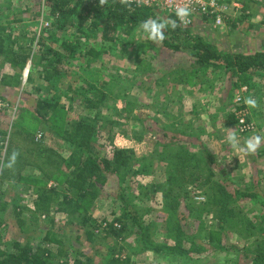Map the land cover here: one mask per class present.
<instances>
[{"label":"rangeland","instance_id":"1","mask_svg":"<svg viewBox=\"0 0 264 264\" xmlns=\"http://www.w3.org/2000/svg\"><path fill=\"white\" fill-rule=\"evenodd\" d=\"M247 3L249 4L247 8L224 18L220 28L215 29L211 26L214 32L210 36L211 41H218L219 45L222 44L221 40L231 43L233 36L244 32V39L237 41L238 47L239 42L247 45L251 42L253 49L262 46L264 50V0H250ZM154 14L157 18H164L159 10ZM96 21L101 27L95 31L90 30L88 22L84 23L77 19H73L72 27L58 31L52 26L53 19L49 16L43 0H0V40L4 45H9L13 52L23 50L30 54L24 68L12 69L4 64L0 69V131L7 133L6 138L0 141L2 167L5 165L4 161L8 162L7 152L10 157L14 151L18 153L14 165L6 173L9 178L0 177V217L5 227L4 243L13 239L29 242L35 247L41 244L45 233L51 231L55 239L60 240V245L46 243L44 246L52 250L53 254L61 251L59 264L63 262L72 264L74 260L105 264L108 255L113 253L114 257L128 259L127 264H251L253 259L251 250H255L253 242L263 236L259 235L263 210L258 211L256 216L253 215L260 208L261 202H264V142L255 154L244 155L227 144L228 128L226 131L214 132L216 141L211 145L201 144L200 149L187 146L190 153L196 154L198 165L188 171L192 172L191 180L196 182L188 186L190 198L181 200L177 211L180 218L178 229L182 236H178L174 228L172 237L166 239L163 232L164 226H167L166 219H156L151 212L141 218L143 225L150 223L155 225L149 232L150 242L141 239L131 216L124 220L127 222V233L122 235V240H117L109 234L104 236L99 230V232L95 230L94 236L88 238L91 222L113 223L127 212L123 209V201L119 196L127 199L129 206L135 207L141 215L142 210L150 207L158 210L162 202L160 194H157L150 203L143 204L134 196L140 191H145L135 184L137 180L146 185L163 183L166 180V175L162 172L163 169L160 170L159 165L154 167V174L149 177L141 173L140 177L122 178L120 181V178L113 176L106 184L98 185V197L87 212L81 210L74 216H67L55 213L52 206L47 216L34 213L33 203L37 198V190L41 187L63 190L65 185L61 172L68 174L72 170V167L68 168L60 159L67 160L72 151L70 144L62 137L63 131L69 130L70 126L82 117L90 116L92 119L94 116V113L87 115L77 100L72 101L73 91L80 87L85 89L86 83L103 86L101 90L106 96L105 103L100 108L98 130L92 142L100 157H110L114 147L132 149L137 163L144 165L145 159L149 160L147 158L156 161L157 152L162 150L157 145V136L161 132L158 122L164 120L163 116L147 110L146 107L152 104V108H155L157 104L158 84L154 85V82L158 81L164 85V82L171 80V75L168 78L161 76L170 74L172 70L177 71L178 67L183 68L188 64L187 58L184 54L164 50L161 43H153L147 39L146 34L139 31L131 37L122 36L121 40L118 34L114 35V38L119 39L116 43L104 41L101 36L104 19L100 17ZM78 26L80 29L77 30ZM194 29L196 27L193 26L191 31ZM76 41L81 50L70 56L64 50V44L73 45ZM45 48L58 50L63 57L57 67L61 71V77H57L55 83L51 85L44 82L41 64H47V61L54 60V57L46 55V61L41 63L39 59ZM88 50L100 53L99 57L91 60ZM1 60L2 56L0 62ZM165 62L171 66L164 71L162 69ZM146 63L150 65L149 70L144 68ZM3 75L11 78L8 86L1 84ZM255 77L253 85L251 82L246 84L245 80L235 79L237 77L230 79L229 74L223 72L208 71L206 75L199 73L193 84L195 89L201 92L208 90L209 82L213 85L214 89L211 90H214L216 102L214 107L226 110L225 113L216 114V117L219 116L218 123L222 119L223 124L228 118L235 119L234 100L241 89V84H246L250 88V95L248 93L245 98L251 96L257 102L262 99L264 73ZM162 85H159L161 90ZM219 89L225 92V97H221L223 107H220L219 95H216ZM197 95L200 98L202 94ZM52 98L65 112L58 110L59 113L53 115L50 109L45 115L43 112L38 113L37 102L41 99L49 101ZM257 104L258 109L249 108L244 103L251 121L255 124L253 132L242 134L237 124L233 122L231 124L233 127L229 128L236 131L241 144L254 134L264 137V109ZM260 109H263L262 113ZM104 121L107 124H104ZM189 123L196 135L198 132L206 131L205 124H199L194 120ZM40 133L41 138L36 140V135ZM207 179L210 182L204 185ZM219 186L226 187V196L229 198L223 203L220 199L211 203L210 199ZM246 188L249 189L248 192L257 193L259 199L251 204L241 199L235 200L234 191H245ZM220 202L225 209L230 210L228 215L224 213V207H221ZM187 203H190L193 212L186 207ZM181 214L183 217H180ZM87 216L89 221L87 226H83L81 220ZM195 217L199 218L203 229H198ZM220 219L226 223L222 236L223 247L212 249L206 243V237H203L204 232L199 235L197 233L205 229H216ZM176 240L180 243L177 244ZM157 243H166L172 247L170 252L172 254L154 252L153 247ZM196 246L201 247L202 252L197 253L194 250ZM53 264H56V261Z\"/></svg>","mask_w":264,"mask_h":264},{"label":"trees","instance_id":"2","mask_svg":"<svg viewBox=\"0 0 264 264\" xmlns=\"http://www.w3.org/2000/svg\"><path fill=\"white\" fill-rule=\"evenodd\" d=\"M239 1L243 4L242 9L249 6L247 2L250 0ZM43 4L46 5L49 16L53 19L52 26L58 31H63L68 27H72L74 25L73 19H77L84 23L88 22L90 30L95 31L101 27L96 19L102 17L104 19V24L101 28V36L104 41H113V43L119 41L118 38L121 40L122 36H133L136 31L143 33L139 29V25L142 21L147 19H161L155 16V10L152 8H136L131 5L126 6L121 4L118 0H108V3L104 6L99 5V0H43ZM159 11L162 17H164L163 19L177 20L175 15L169 14L163 9ZM177 23L179 24L178 20ZM191 28L192 27L182 28L180 26L172 30L169 25L165 31L166 38L161 43V47L164 50L184 54L187 58L188 64H185L183 68L180 65L181 69L178 67L179 70L177 69V71L173 70L171 72V74H176L178 76L176 78H179L180 84L185 83V85L194 86L195 88L193 84L194 78L197 77L199 73L206 75L208 71L212 73L224 72L229 74L230 77H237V80H245L246 84L250 82L252 76L262 72L264 73V51L232 53L223 49L218 42L216 43L201 35L195 34L193 30L191 31ZM78 29H80V26H78L77 30ZM117 34L119 37L114 38V35ZM63 48L70 56H74L78 50L79 52L81 50L78 41L74 42L73 45L64 44ZM87 53L91 60L97 59L100 55V53L94 50H88ZM42 54L43 55L39 58L40 63L41 61H46V55L47 57H54V60L47 61V64H41L44 82L51 85L55 83L57 77H61V71L58 70L57 67L61 64L63 57L58 50H52L50 48H45ZM0 56H2L0 69L4 64L9 65L12 69H16L17 67L22 69L30 58V54H26L23 50L13 52L12 48L9 47V45H4L1 40ZM144 68L149 70V63H146ZM161 77H163V75ZM176 78H174L173 81H176ZM10 80V77L3 75L1 84L8 86ZM183 80L184 82H182ZM154 83V85L159 84L158 81ZM174 83L172 82L173 85ZM101 88L103 89V86H97L96 83H86L85 89L80 87L73 91L74 97L72 101L74 102L77 100L87 112V115L94 113V116L92 119L90 116H86V118L82 117L74 122L69 130L63 131L62 137L70 144L72 151H70V157L67 160L64 158L60 159L68 168L72 167V170L68 174L61 172L65 185L63 190L46 187H41L37 190V198L33 203L34 213L47 216L52 206L55 208V213H63L67 216H74L81 210L87 212L92 202L98 197V185L102 186L106 184L108 179H113V176L118 179L120 178V181H122V178L129 179L135 176L140 177L141 173L148 177L152 176L154 174V167H157L160 160H163L165 157V159L168 160L167 168L169 167V169L166 172V180L163 183H148L146 185L141 184V180H137L135 183L137 186H141L139 188L145 190L144 192L140 191L141 194L138 193L139 197L138 195L134 196L137 197L136 199L139 200L140 204L150 203L157 194L161 195L162 202L158 210L157 208L155 209L149 206L150 208L145 209V211L142 210L143 212L141 215L135 207L131 208L129 206L127 199L119 196L121 201H123V209L127 211L120 218L115 219L120 225V228H114L111 223L108 225V229L99 232V226L91 222L88 238L90 239L93 237L94 231L97 230V232L102 233L104 236L109 234L117 240H122V235L127 233V222L124 220L127 219L128 216H131V221L137 228V232L141 235V239L150 242L151 240H149L148 237L149 232L155 225L150 223L145 226L142 224L141 218L151 212L154 213V218L156 219H166L167 226H164L163 229L166 239L172 237L174 228L177 235L182 236L183 234L178 229V221L180 218H178L177 211L181 204V200H188L190 198L188 186L194 185L196 182V180H191L192 172H188L198 165L196 154L190 153L187 145L182 144L175 147L173 156L169 146H164V144L157 142L159 148L162 149L160 152H157V160L153 161L147 158V160L149 159L150 161H146L145 159L144 163L146 164L143 163L144 165L137 163L135 152L132 149L114 147L110 157H100L93 147L92 142L98 130L97 119L100 116V108L104 105L106 100V96ZM37 106L38 113L43 112V115L50 109H52L53 115L58 114V110L65 112L63 107L60 106L54 98L49 101L41 99L37 102ZM157 115L167 116L165 113H157ZM248 121H251L250 117H248ZM231 122L236 123V120L232 118ZM104 124H107L106 121H104ZM102 128L105 129L104 127ZM6 136V132L0 131V141H3ZM31 143H33L32 140ZM7 155L9 159L10 154H8V152ZM1 158L0 152V177L7 179L9 175L6 173L9 167H6V161H4L5 165L2 167ZM40 170L42 169L40 168ZM209 182L210 180L207 179L203 184L206 185V183L208 184ZM248 191V188H246L245 191L235 190V200L241 199L251 204L254 200L259 199L257 193ZM226 193V187L219 186L216 193L210 199V202L214 203L219 201V199L222 203L225 202L226 198H229L226 196ZM228 195L230 196V194ZM222 203L221 207H224L223 211L228 215L230 210L225 209ZM186 207L190 208V212H193L190 203H187ZM242 209L244 210V208ZM261 209L263 210V217L262 225L259 228V235L262 234L263 236L259 237L260 239L258 241L255 240V242H253L255 250H251V254H253L251 264H264V202H261L260 208L253 216H256L257 212ZM245 213L246 216L249 215L247 211ZM180 217H183V215L181 214ZM194 220L198 223V229L200 228L201 230L204 228L198 217H195ZM88 221L89 217L87 216L81 220V224L87 226L86 224ZM218 224L219 226L216 229H205L197 233V235H199L204 232L203 237H206V243L210 245L209 247H212V249H222L223 247L222 236L226 223L224 220L220 219ZM4 228V222L0 217V264H53L54 261H56V264H59L58 258H60L62 254L61 251L59 250L56 254H53L52 250L44 246L46 243H56L60 245V240L55 239L53 232L47 231L40 242L41 244L33 247L29 242H21L13 239L4 243ZM176 243L179 244L180 241L176 240ZM172 249L173 248L167 246L166 243H157L155 247H153L154 252H162L166 255H171L172 253L170 252ZM194 250L200 253L203 249L196 246ZM113 254L108 255L105 264H127L129 262L128 259L123 260L120 256L114 257ZM61 264H67V262ZM72 264H90V261L82 262L81 260H74Z\"/></svg>","mask_w":264,"mask_h":264},{"label":"crops","instance_id":"3","mask_svg":"<svg viewBox=\"0 0 264 264\" xmlns=\"http://www.w3.org/2000/svg\"><path fill=\"white\" fill-rule=\"evenodd\" d=\"M196 27L194 29V33L203 36L204 38L211 40L210 36H212L211 25L204 21L203 19H197L193 25ZM192 26V27H193ZM240 34L237 36H233L231 43L230 42H223L220 41L221 46L232 53H245V52H255V51H264L262 46L258 47L257 49H253L251 42L247 45V43H241L239 42L240 46L238 47L237 41L242 40L244 32H239ZM242 37H239V36ZM253 38V36H251ZM227 39V37H225ZM244 39V38H243ZM260 39V38H259ZM218 41H216L217 43ZM234 46L233 48L231 46ZM171 64H168L165 62L164 68L162 70H166L169 68ZM173 71V70H172ZM190 71V70H188ZM161 73V72H160ZM224 73V72H223ZM160 75V74H159ZM172 76V79L164 82V86L162 87V90L158 84L157 88V104L155 108H152V104L150 106H147V110H151L152 112L157 113H165L167 116H163L162 119H164L162 122H158V128L161 132L158 134V143L164 144V146H169L170 151L172 155L174 156L175 147L179 145H187L190 148H198L200 149L201 144L202 146L211 145L216 141L215 135H213L216 131H226V129L233 127L232 122L230 118L225 119V123L221 124L222 119L219 122V116L216 117V114L218 113H225L226 110L222 109H216L215 98H214V89L213 85L209 82L208 90L201 92V90H196L194 86L185 85V83H179V78L176 74H163V77L168 78L169 76ZM257 75V74H256ZM160 77V76H159ZM230 77V76H229ZM176 78V81H173V79ZM234 77H231L232 79ZM255 75L251 77L250 82L253 84V81L255 79ZM237 79V78H235ZM229 80V78H228ZM174 83V85L172 84ZM184 82V80L182 81ZM254 85V84H253ZM240 88H246V91L243 93V98L245 99V96L248 95L250 88L246 84H241ZM223 88V87H221ZM210 89V90H209ZM219 89L218 93L216 95H219V103L220 107H223L224 103L222 102V98L225 97V92H221ZM248 90V92H247ZM237 92V91H236ZM235 92V93H236ZM197 94L201 97L198 98ZM250 95V93H249ZM222 97V98H221ZM260 104V107L264 109V96H262V99L257 102ZM229 106V105H228ZM257 109L259 108L256 107ZM263 109H260L261 113ZM199 113V115L197 114ZM197 114V115H196ZM189 116V117H188ZM223 116V114L221 115ZM216 118V119H215ZM197 122L199 124H205V132H201L196 135L194 134V131L192 132L190 128V121ZM197 125V123H196ZM165 129V130H164ZM199 135V136H198ZM204 138V140H203ZM207 148V147H206ZM173 152H172V150ZM161 158V157H160ZM159 168L162 170L164 175H166L167 170V164L168 160L164 159L160 160ZM158 167V166H157Z\"/></svg>","mask_w":264,"mask_h":264},{"label":"built area","instance_id":"4","mask_svg":"<svg viewBox=\"0 0 264 264\" xmlns=\"http://www.w3.org/2000/svg\"><path fill=\"white\" fill-rule=\"evenodd\" d=\"M118 1L120 2V0ZM184 4L190 6L191 12L187 18L188 22L186 24H181L182 28H190L197 19H203L213 28L217 29L223 25L224 18L231 17L235 12H239L242 9V4L239 0H133L131 6L136 8H152L155 11L163 9L169 14L175 15V8L178 5ZM178 22L180 23L179 20ZM245 91L246 88H241L234 100V116L237 127L242 134L250 133L255 130L254 123L248 121L249 114L244 106L242 96ZM41 135V133L36 135V140H39ZM109 224H111V222L98 223L99 231L108 229ZM112 224L114 228H120L117 222H113Z\"/></svg>","mask_w":264,"mask_h":264},{"label":"clouds","instance_id":"5","mask_svg":"<svg viewBox=\"0 0 264 264\" xmlns=\"http://www.w3.org/2000/svg\"><path fill=\"white\" fill-rule=\"evenodd\" d=\"M107 3L108 0H99V5L101 6H104ZM120 3L130 6L133 3V0H120ZM190 12V6L187 4L178 5L175 8V15L177 20L180 21L179 24L177 23V20L171 19H147L140 23L139 29L146 34L148 40L152 41L153 43H162L166 38L165 31L168 26L170 25L172 30H175L176 28L180 27L181 24H186L188 22L187 18L189 17ZM244 103L249 108L258 107L256 99L251 96L246 97L244 99ZM226 142L231 148L238 150L244 155H249L255 154L258 151L261 143L264 142V137L254 134L251 137L245 139L243 144H241L236 131L234 129H229L226 136ZM17 156L18 153L14 151L11 157H9L6 167L11 168L14 165Z\"/></svg>","mask_w":264,"mask_h":264}]
</instances>
